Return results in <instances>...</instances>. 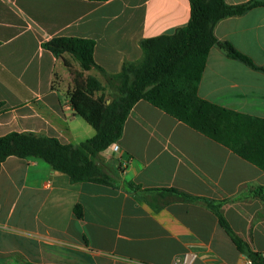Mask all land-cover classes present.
<instances>
[{
	"label": "crops",
	"instance_id": "0c3cea01",
	"mask_svg": "<svg viewBox=\"0 0 264 264\" xmlns=\"http://www.w3.org/2000/svg\"><path fill=\"white\" fill-rule=\"evenodd\" d=\"M237 5L248 0H223ZM188 0H0V136L29 132L79 145L94 130L75 114L65 60L41 43L94 41L93 60L108 73L140 59L139 40L187 24ZM214 36L264 66V7L226 17ZM97 77L95 71L85 72ZM198 96L264 119V73L210 48ZM96 162L110 184L71 183L36 158L0 165V264H250L206 201L221 202L231 231L264 256V172L140 100L116 142ZM138 186V190L127 184ZM146 189H176L191 199ZM78 206L79 215L73 211Z\"/></svg>",
	"mask_w": 264,
	"mask_h": 264
},
{
	"label": "trees",
	"instance_id": "16d2710c",
	"mask_svg": "<svg viewBox=\"0 0 264 264\" xmlns=\"http://www.w3.org/2000/svg\"><path fill=\"white\" fill-rule=\"evenodd\" d=\"M188 3L190 12L186 25L171 34L139 40L140 59L123 61L117 73H108L94 62V41L91 39L54 37L41 43V47L54 57L68 54L77 62L80 70L63 61L72 84L68 100L75 114L92 127L94 135L74 146L54 137L9 132L0 136V165L10 156L31 157L65 174L71 183L108 185L111 178L96 162L98 154L116 144L131 108L143 100L264 172V119L217 106L201 99L197 92L208 52L213 46L228 58L264 73V66H256L230 43L214 36L217 22L264 7V0H248L237 5H228L223 0H188ZM89 71H95L97 77L86 75ZM127 186L135 191L139 189L132 183ZM150 190L192 198L176 189L145 191ZM253 194L264 202V188H256ZM206 204L250 264H264V256L250 251L226 224L220 212L221 202L206 201ZM73 211L79 215L78 206Z\"/></svg>",
	"mask_w": 264,
	"mask_h": 264
},
{
	"label": "built area",
	"instance_id": "2783aa9c",
	"mask_svg": "<svg viewBox=\"0 0 264 264\" xmlns=\"http://www.w3.org/2000/svg\"><path fill=\"white\" fill-rule=\"evenodd\" d=\"M112 148H113V150H117L118 149L116 144L113 145ZM192 257H193L192 255H185L184 257H182V259H178V260L174 261L173 264H189V262L191 261ZM249 263H250V261H249Z\"/></svg>",
	"mask_w": 264,
	"mask_h": 264
},
{
	"label": "rangeland",
	"instance_id": "374dc122",
	"mask_svg": "<svg viewBox=\"0 0 264 264\" xmlns=\"http://www.w3.org/2000/svg\"><path fill=\"white\" fill-rule=\"evenodd\" d=\"M73 68H76V69H77V66H76V64H75V63H73Z\"/></svg>",
	"mask_w": 264,
	"mask_h": 264
},
{
	"label": "water",
	"instance_id": "95a60500",
	"mask_svg": "<svg viewBox=\"0 0 264 264\" xmlns=\"http://www.w3.org/2000/svg\"><path fill=\"white\" fill-rule=\"evenodd\" d=\"M109 101V99H107V102Z\"/></svg>",
	"mask_w": 264,
	"mask_h": 264
}]
</instances>
